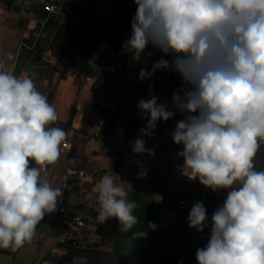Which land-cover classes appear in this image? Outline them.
<instances>
[{"label": "clouds", "instance_id": "1", "mask_svg": "<svg viewBox=\"0 0 264 264\" xmlns=\"http://www.w3.org/2000/svg\"><path fill=\"white\" fill-rule=\"evenodd\" d=\"M134 3L124 51L134 61L150 58L149 46L173 56L171 62L153 63L151 71L140 69L139 78L171 69L189 86L182 95H172L174 108L187 114L170 133L182 146L181 167L206 188L227 192L211 216L207 244L196 250L197 264H264V169L254 164L264 143V0ZM14 59L9 52L7 60ZM137 108L147 117L141 136H151L158 121L174 116L154 93L140 99ZM57 120L55 107L33 80L9 72L0 59V248L15 251L30 243L37 225L57 210L62 192L46 178L66 139L62 128L51 126ZM145 143L138 137L132 151L154 155ZM33 161L38 167L30 166ZM124 183L105 174L96 196L97 220L115 218L121 232L139 223L137 202L129 199ZM188 226L197 232L208 227L202 201L191 206ZM156 227L149 222V229Z\"/></svg>", "mask_w": 264, "mask_h": 264}, {"label": "crops", "instance_id": "2", "mask_svg": "<svg viewBox=\"0 0 264 264\" xmlns=\"http://www.w3.org/2000/svg\"><path fill=\"white\" fill-rule=\"evenodd\" d=\"M37 1L39 0H14L13 5L18 7L16 9H13V5L7 8L0 2V59L6 62L9 72L31 78L37 90L44 94L48 102L55 107L58 120L51 126L62 128L66 132V139L63 143L69 149L65 150L61 145L57 162L49 165L47 170L46 178L49 183L62 192L58 198L57 210L46 215L37 225L30 243H26L15 251L11 248H0V264H62L60 261L62 257L59 258L58 255L63 256L67 248L59 242V238L64 232L65 222L71 219L77 211L90 205L89 198L97 194V185L103 175H114L117 184L122 181L127 182L123 186L129 194H139L146 199H155L157 194L164 195L163 185L156 187L157 182L141 175L139 167L145 164L159 166L167 161H174L180 167L183 165V158L178 156V152L182 151V146L174 144L170 135L177 121H158L151 136H141L140 130L146 123L140 110L131 111L127 107H119L114 103L117 99L130 101L132 100L131 95H126L122 91L126 99H109L106 96L105 101L111 103L106 109H109V112L113 111V118L111 112L102 114V109L105 107L91 105L96 95L103 94L101 89L95 93L94 80L97 76L93 74L97 68L103 66L101 61L105 57L102 55V45L97 46L95 51H99V60L88 73L85 72V68L82 72L71 69L62 71L61 67L56 68V59L49 49L44 50L36 61L32 59L31 51L25 52L23 46L31 50L26 46L29 38L27 36L36 32L42 21L32 5ZM9 52L15 57L12 61L7 60ZM20 58L32 63L34 70L30 71L21 66L18 61ZM44 61L54 62L51 73H44L42 65ZM144 61L141 59V63ZM72 72L79 74L77 78L80 83L79 94L76 93L74 96L71 92L66 93L65 89L58 84L56 85L60 80L68 78ZM152 89L153 87L149 86V90L152 91ZM167 98L168 103L174 108L172 95H168ZM117 107L128 109V112L122 111V114L131 122L130 129L119 144L115 143L116 140L110 132L113 119L119 113L115 109ZM106 115H109L107 120ZM109 119L111 122L108 124ZM95 129L99 130L98 136L93 134ZM138 137L145 140L147 148L154 150V155L137 154L132 151L133 142ZM34 166L38 167L36 164ZM181 169L189 173V170L182 167ZM163 182L170 187L175 185L169 180ZM209 194H211L210 191H204L192 200L202 201L207 213L211 205ZM214 196L217 200L216 206L222 205L226 196L222 194H214ZM155 202L158 203L157 200ZM173 206L176 207L175 203ZM168 207H172V204ZM93 209L97 217L98 204L94 205ZM80 234L86 235V240L92 245L100 239L96 231L91 228L82 230ZM50 252H54L57 256L50 257Z\"/></svg>", "mask_w": 264, "mask_h": 264}, {"label": "rangeland", "instance_id": "3", "mask_svg": "<svg viewBox=\"0 0 264 264\" xmlns=\"http://www.w3.org/2000/svg\"><path fill=\"white\" fill-rule=\"evenodd\" d=\"M42 0L32 4L35 7V12L38 15L39 3ZM65 6L69 9L72 6L80 5L85 6L88 1L94 4L93 0H61ZM95 5V4H94ZM96 8V6H95ZM97 10V8H96ZM98 11V10H97ZM52 33L51 28H46L39 43L45 44L43 49H48L49 38L44 36V33ZM27 37H30L28 35ZM102 45V55L108 59V66H101L93 73L96 77L94 80V89L103 90L105 96L109 95V89L115 86L119 92L124 91L126 95H131L132 100L123 101L117 99L114 101L115 105L119 107H127L131 111L137 112V104L140 99H146L144 97L145 89L148 86H152L154 94L159 98L162 95L163 90L175 89L169 87V83L173 80L177 74L176 71L158 70L151 78L141 80L139 78L140 69L144 68L149 71L152 69L153 63L163 58L168 61H172L173 56L165 55L159 49H156L151 55L149 60H145L142 64L133 63V59L130 61H123L113 50H111L103 41H99L96 45ZM26 53L32 52L24 47ZM52 54V53H51ZM54 63V62H53ZM53 63H42L45 74L52 72ZM79 74L72 72V74L65 80H60L56 83L64 88L66 93L71 92L74 96L79 94L80 83L77 78ZM179 93V92H178ZM174 112V116L170 120H182L186 117V113L180 112L178 109H171ZM111 117L113 111L111 110ZM109 109H102V114L110 113ZM128 119L126 116H124ZM129 120V119H128ZM129 123L130 120L128 121ZM254 164L258 170L264 169V147H261L256 156L254 157ZM156 187L163 185L164 195L163 200L156 204V199H146L139 194H129V199L136 201L138 207L134 210V214L139 218L133 229L127 232L120 231L119 221L112 218L113 223V239L106 243L105 250L109 253L110 257H106L105 263L107 264H196V250L200 247H204L207 244L210 230H211V216L216 206V197L214 194L227 195L226 190H220L218 192L210 191L208 195L211 205L209 206L208 214V227L203 232H197L196 229L188 226V215L191 206L197 202L189 200L186 208L181 210L173 206L174 200V187H170L163 181L155 180ZM173 188V189H171ZM226 198V197H225ZM153 202V203H152ZM168 204V205H167ZM172 204V207H168ZM171 206V205H170ZM220 206V205H219ZM153 209L158 217L160 228L149 229L148 224L152 222L150 219V210ZM164 210V212L162 211ZM160 215V218H159ZM160 219V220H159ZM133 231H145L147 235L145 237H137ZM131 235V236H130ZM165 235V238H163Z\"/></svg>", "mask_w": 264, "mask_h": 264}, {"label": "trees", "instance_id": "4", "mask_svg": "<svg viewBox=\"0 0 264 264\" xmlns=\"http://www.w3.org/2000/svg\"><path fill=\"white\" fill-rule=\"evenodd\" d=\"M111 1L115 5V12L111 16L97 11L91 1H88L85 6L75 5L70 7L72 15L68 16L66 20L47 16L46 12L39 8L38 17L39 19L46 18V22L38 38H35L32 34L27 40L26 46L32 50V59L36 61L40 58L45 44L41 45L39 41L43 31L49 27L53 30L52 33L48 34L46 31L44 33V36L49 38L47 48L56 59V68L61 67L62 71L71 69L82 72L99 41H103L123 61H130L132 57L124 51L123 44L130 36L131 21L136 13L137 5L134 0ZM0 2L7 8H11L14 0H0ZM169 87L175 89L181 95L183 91L189 88L178 72L169 83ZM98 92L99 90H95V93ZM109 122H111L110 119L108 124ZM261 147H264V143L261 144ZM34 164V161L30 162V166H34ZM149 210L150 219L159 229L161 226L157 214L152 208ZM95 231L99 235V241L94 245L88 243L84 248L68 247L66 253L60 259L62 264H66L71 256L76 254L83 255L86 258V264H106V257H110V255L106 253L107 251L104 248L106 243L113 239L112 220L110 219L106 223L98 222ZM135 232L137 231H133L131 235ZM163 238H165V235H163Z\"/></svg>", "mask_w": 264, "mask_h": 264}, {"label": "built area", "instance_id": "5", "mask_svg": "<svg viewBox=\"0 0 264 264\" xmlns=\"http://www.w3.org/2000/svg\"><path fill=\"white\" fill-rule=\"evenodd\" d=\"M39 8L43 9L47 16H49V13L64 15L68 10L61 0H42L39 3ZM45 22L46 18H43L38 30L33 33L35 38L40 36ZM115 109L119 113L113 119L110 132L116 140L115 143L119 144L125 138L131 123L127 121L123 114H120L122 111L128 112V109L118 107ZM144 118L145 123H147V117L144 116ZM93 134L98 136L99 130H93ZM62 148L65 150L69 149L65 143L62 144ZM139 170L141 173L146 171V175L143 176L148 179L174 182V203L181 210L184 209L189 200H193L202 192L212 191L200 184L198 179H190L188 173L183 172L181 167L174 161H167L159 166L141 165ZM96 196L97 194L91 196L89 198L90 205L77 211L71 219L65 222L64 232L59 238V242L66 248H84L87 246L88 241L86 240V235H81L80 232L90 228L93 230L96 229L98 220L93 209V206L97 205ZM49 255L50 257L57 256L54 252H50ZM58 257L60 258L62 255H58ZM66 264H86V258L83 255L76 254L71 256Z\"/></svg>", "mask_w": 264, "mask_h": 264}, {"label": "water", "instance_id": "6", "mask_svg": "<svg viewBox=\"0 0 264 264\" xmlns=\"http://www.w3.org/2000/svg\"><path fill=\"white\" fill-rule=\"evenodd\" d=\"M93 1H94V4H95V6L99 12H101L105 15H108V16L113 15V13L115 12V5L111 0H93ZM16 8H18L17 5H13V9H16ZM71 15H72V11L70 9H68L64 15L49 13L50 17H54V18H57L59 20H66L67 17L71 16ZM99 56H100L99 51H93V53L91 54V56L89 58V62L87 63V65L85 67V72L88 73V72L92 71L93 67L95 66V64H97V62L99 60ZM18 61H19V64L21 66H23L25 69L30 70V71L34 70V65L32 63H30L29 61H26L22 58H20ZM132 61L135 64H140V61H134V60H132ZM101 64L103 66H108L109 62L106 58H103L101 61ZM152 93H154V90L152 89V91H150L149 86H148L145 89L144 97L146 99H150ZM173 93L174 92L172 90H163L162 95L158 98V102H166L167 108L170 111H172L171 110L172 106L168 103L167 96L173 95ZM108 97H109V99H117V98L126 99L124 92H119L115 86L111 87ZM105 99H106V96H104L103 94L96 95L92 99L91 105L96 106V107L109 108L111 103L108 101H105ZM108 118H109V115H106V120ZM172 125H175V123H172Z\"/></svg>", "mask_w": 264, "mask_h": 264}, {"label": "bare ground", "instance_id": "7", "mask_svg": "<svg viewBox=\"0 0 264 264\" xmlns=\"http://www.w3.org/2000/svg\"><path fill=\"white\" fill-rule=\"evenodd\" d=\"M155 50H156V49H155V48H152L151 46H149V47L146 49L147 52H151V55L154 53ZM141 59H142V60H149L150 58H148V57L142 55V58H141ZM140 64H142V63H141V60H140Z\"/></svg>", "mask_w": 264, "mask_h": 264}, {"label": "flooded vegetation", "instance_id": "8", "mask_svg": "<svg viewBox=\"0 0 264 264\" xmlns=\"http://www.w3.org/2000/svg\"><path fill=\"white\" fill-rule=\"evenodd\" d=\"M174 121H176V120H174Z\"/></svg>", "mask_w": 264, "mask_h": 264}]
</instances>
